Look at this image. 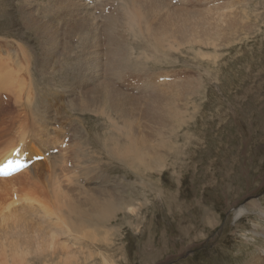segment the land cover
<instances>
[{"label":"rangeland","instance_id":"374dc122","mask_svg":"<svg viewBox=\"0 0 264 264\" xmlns=\"http://www.w3.org/2000/svg\"><path fill=\"white\" fill-rule=\"evenodd\" d=\"M0 1L4 6L1 10L12 14L8 21L14 22L13 26H9L12 27L9 34H5L6 31L0 27V57L5 56L7 51L11 52L8 57L9 67L15 70L16 67L11 65V62L18 59L22 71L26 74L29 65L36 59L34 50L38 47L33 37L29 39L28 29L21 28L23 15L19 8L24 10L26 7L20 0ZM33 1L38 8H44V4L49 5V10L52 8L47 0H32L31 3ZM222 1L228 3L229 0ZM245 3L247 7L239 5L248 13L238 31L226 35L211 34L209 44L196 43L193 52H190L183 62H177L171 69L166 68L172 74V69L179 71L178 76L172 78L170 73L171 80L154 84L162 95L153 104H175L181 119L173 130L171 129L174 122L172 127L168 121L165 122L164 128L167 126V131L149 138V141L156 143L160 152L159 159L152 167L107 156L105 147H102L103 138L115 137L123 143L126 140L120 136V131L112 129L111 120L104 121L100 113L65 112L67 117L63 116V124L60 125V119L52 120V126L58 125L54 131L57 137H51L45 125L38 123L40 126L36 127L29 107L37 105L48 110L42 102L44 93V101L47 105L52 104L50 109L53 113L56 110L68 109L71 100L65 99V94L69 92L68 94L74 97L73 89L77 87L78 82L70 85L56 81L52 84L51 81H44L42 77L43 81L39 77L35 80L16 78L5 82L6 79H1L3 76L0 71V82L3 83L0 84V165L19 146L28 153V160L35 156H44L42 160L34 161L28 168L15 175L0 177L9 180L10 186L17 192V198L19 199L20 193L30 198L27 192L37 185V191L46 183L60 186L63 181L64 185L63 174L69 172V177L66 178L74 181L79 188H86L96 181L94 185L97 188L110 189L122 201V209L105 223L106 227L98 220V228L91 226L96 231L100 229L98 232H104V228L113 229L109 233L112 237H99L95 240L76 239L73 231V234H69L71 228L63 223L61 230H55L52 223H46L47 219L43 222L37 214L26 212L22 206L23 202L20 204L18 201V213L30 222L42 223L45 232L54 234L61 242L63 240V243L65 241L64 244L71 249L74 247L76 252L74 254L70 249L69 252L61 251L60 246H52L43 238L45 242L41 243L42 247L35 243L33 251L30 250V254L25 255L26 264H264V215L260 213V210L264 211V0H250L251 7L249 0ZM255 13L259 14L258 18ZM2 19L3 13L0 11V21ZM64 30L62 44L69 45V39L74 36L77 38L79 34L70 28ZM23 32V36L19 37ZM71 42L75 43L72 40ZM213 42H216V45ZM30 47L34 56L32 60L28 55L24 56V52H30ZM175 78L177 81H174ZM139 86V83H134L126 85V88L129 89L128 92L139 95L135 92ZM60 94H63V99ZM3 95H6L8 100H4ZM141 97L145 107L146 100L142 94ZM42 114L44 112H39L37 119L42 117ZM71 114L84 117L85 124L82 121L70 123V117L73 118ZM94 131L99 140L97 146L85 140L88 134L90 136ZM107 132L110 134L107 135ZM163 140L165 144H161V147L160 142ZM154 144L147 146L154 147ZM74 150L83 153L88 160V154L93 156L90 157L92 161L97 158L99 152L102 155L101 158L98 157L100 166L97 163L99 167L91 169L88 166L85 170L83 166L80 170V162L75 161L76 164L72 158ZM23 154L21 152V155ZM54 160L58 166L53 170L52 177L46 172L32 174L27 179L23 177L27 170L41 164L51 166L50 163ZM101 171L104 176H101ZM102 177H106V180ZM54 179L60 181L59 184ZM13 199L12 196L11 200ZM40 199L51 204L44 197ZM252 202L257 206L252 207ZM129 203L130 206L133 205L131 209L125 207ZM240 206L248 210L239 217L234 216L233 210ZM47 226L53 228L49 229ZM37 246L40 255L35 256ZM55 247L57 249L54 252ZM77 247L80 248L77 250L81 251L80 253H77ZM31 253H34L33 256ZM18 255L24 253L13 255L10 251L7 257L5 256L6 259L0 258V264H21L17 261Z\"/></svg>","mask_w":264,"mask_h":264},{"label":"bare ground","instance_id":"6f19581e","mask_svg":"<svg viewBox=\"0 0 264 264\" xmlns=\"http://www.w3.org/2000/svg\"><path fill=\"white\" fill-rule=\"evenodd\" d=\"M31 1L32 0H20V2H24V7H26V9L23 10L20 7L19 11L23 15L21 28H27V33L30 34L29 39L33 37L38 44V47H35L34 50L36 59L34 62L32 61L33 63L29 65L30 68L27 70L26 74H24L18 59L11 62V65L16 67L17 70L16 68L14 70L9 67L8 57L11 52L7 51L5 56L0 57V68L2 69H0V71L3 76L1 78L2 81L6 79L5 82H8V80L16 78L20 80H35L40 77V79L43 78L44 81H51L52 84L56 83V81L59 83L66 82L70 85L73 82H78L77 87L73 89L72 94L74 97H71L68 91V93L64 92L66 93L65 99L71 100L68 109L60 110L61 112L56 110V112L53 113V110L50 109L52 108V104L47 105L44 101V93L42 102L48 110H44V108L41 109L39 106L37 107V105L29 107L34 117L35 122L33 123H35L36 127L39 124L45 125L52 137V135H55V127L57 126L58 128L57 124L52 126L54 124L52 120L56 121L60 119V125L63 124V116L67 117L65 112L79 111L83 114L100 113L104 121L107 119L111 120L112 129L118 132L120 131V136L126 140L124 141L125 143H123L115 137H102V147L103 149L105 147L107 156H112L121 161H136L138 165H144L145 167H152L153 163L159 159L160 155L157 149L158 146L156 143L154 144L152 141H149V138L164 130L167 131L168 127L166 126L167 129L164 128L165 122L168 121L171 127L174 122L173 128L171 129L173 130L174 126L178 124L181 119L175 104L166 103L160 106L153 104V102L157 101L159 96L162 95V93L159 94V89L156 88L154 84L169 80L172 75V78L178 76L179 71L177 72L172 69V74V72L167 71V69H171L177 62H183L184 58L190 52H193V47L196 43L209 44V35L211 34L223 33L226 35L227 33L238 31L242 24H244V17L246 13H248L245 8H240L242 5L244 7L248 6L247 3H245L246 0H241L242 3L239 0H229L228 3L222 0H47L50 2V6H52L50 10L47 8L49 5L44 4V8H38L39 6L36 5L34 1L31 3ZM249 5L251 7L250 0ZM2 7L4 6L0 1V11L3 13V19L0 21V24L6 25L0 27L1 30L6 31L5 34H9V32H12V27L9 26L14 25L13 20L12 22L8 21L12 14L1 10ZM226 7L228 9L224 10ZM6 9L9 10V8ZM239 11L243 14L240 15ZM258 17L259 14H257V18ZM42 18H46L49 21ZM50 21H54V23ZM74 27H76V29ZM64 28L76 30V33L79 34L77 38L76 36L73 38L70 37L75 43L72 44L69 39V45L62 44V31H65ZM23 34L24 32L19 34V37L23 36ZM76 42H78V44H76ZM213 44L216 45V42H213ZM137 47L142 50L140 51ZM24 49L25 47L23 50ZM27 51L24 52L25 55H23H28L29 59L32 60L31 58L34 56L31 51L33 50H31L30 47L29 54ZM173 53L177 54L179 57H174L175 55ZM174 81H177V79L175 78ZM134 83L140 84L138 88V91L140 90L139 95L128 92L129 89L126 88V85L130 86ZM0 84L3 83L0 82ZM50 87H52V85ZM162 91L163 90H161V92ZM141 94L144 97L143 99L146 100V102H144L146 104L145 107H143L142 104ZM39 112H44V114L37 119ZM78 115H73L72 119L68 115L71 120L70 123H72V121L74 123L82 121L85 124V118L79 117ZM105 116L107 118H105ZM113 116H115V118ZM35 125H33V127ZM75 126L77 125L75 124ZM111 126H109L110 129ZM64 130H66V128L63 129V132ZM108 132L107 135L110 134ZM95 133L94 131L91 132L90 136L89 134L88 137L85 136L87 137L85 140L97 146L99 140L97 135L95 136ZM167 134H169V132ZM163 135L162 133V136ZM105 136L106 135H104V137ZM55 137H57V135H55ZM80 139L83 141V136H81ZM162 139L163 138H161V140ZM156 141L158 143L157 138ZM148 142L156 146L148 147L152 145ZM153 142H155V140ZM64 144L65 143H63V145ZM161 144L164 145L165 141L163 140V142H160V145ZM162 145L161 147H163ZM80 152L82 153L83 151ZM101 156L102 155L98 152L97 158H94L92 161L89 154L87 156L89 160L83 153L80 154L79 151L77 152L74 150L72 154L74 162H80V165L78 164L79 167H81L80 170L84 167L86 170L88 166L91 167V169L92 167H99L100 159H98V157L101 158ZM9 158H15L13 153L9 154L7 159ZM50 164L51 166H44L45 164H41L32 169L30 167L31 170H27L23 177L27 179L32 174L38 175L45 172L49 173L52 177L54 173L53 170L58 165L55 163V160ZM70 167L72 168V166ZM67 174H63L64 177L62 179L65 182L64 185L62 179L60 186L46 183L42 185L41 189H39L40 191L36 190L38 187L37 185L32 191H26L30 198H27L23 194L20 195V193L19 199L17 198L15 188L13 189L10 186L9 180L5 178L0 179L1 259H6L10 251L13 255L24 253V255H18L17 261H20L21 264H26L27 258L25 255L30 254L29 252L34 248L35 243H38L42 247L41 243L43 244V242H45V238L52 246H60L61 251L65 250L69 252L68 249L74 251V247L71 249L69 248L70 246L68 247V245L64 244L65 241L63 243V240L61 242L54 234L51 235V233L45 232L46 230L42 223L36 224L30 222L26 220L23 215L18 213V201H20V204L23 202L22 206L26 212L32 213L33 215L37 214V217L43 219V222H45L44 219H47L46 223H52L55 230L62 229L61 223L70 227L69 234H73L71 233V231H73L76 239L92 240V238H94L95 240L99 239V237L105 238L110 236V230L112 232L113 229L102 227L104 228V232H98L100 229L96 231L94 228L92 229L91 226L98 228L96 220L100 221L101 224L105 226V223L110 221V218L122 209V201L117 198L116 194L110 189L101 190L97 188V186L94 185L96 181L92 184L88 183L89 185L86 188H79L73 183L74 181L72 182L69 178H66L69 177ZM91 174L92 176L94 175L93 173ZM100 174L101 176L103 175L102 171ZM103 180H106V177H104ZM59 182L57 183L59 184ZM78 185H80V183ZM96 189L100 190L98 191ZM12 196L14 198L13 200H11ZM40 197H44V199L51 204L43 202ZM130 205V203L126 204L125 207L131 209L133 205ZM251 205L252 207H255V205L257 206V204L253 202ZM256 208L260 210L258 207ZM247 210L246 207L240 206L239 208H235L232 213L234 216L239 217ZM260 213L264 215L263 210H260ZM53 227L48 228L50 229ZM38 247L39 246H37L34 252H37L35 256L40 255ZM56 247L53 250L54 252L58 248ZM77 250H80V248L76 249V251ZM80 252L77 251V253ZM87 252H89V250H87ZM34 253H31V255ZM73 253L76 254L75 251ZM89 259L91 260V258Z\"/></svg>","mask_w":264,"mask_h":264},{"label":"snow or ice","instance_id":"6c2138e0","mask_svg":"<svg viewBox=\"0 0 264 264\" xmlns=\"http://www.w3.org/2000/svg\"><path fill=\"white\" fill-rule=\"evenodd\" d=\"M7 167V166H6Z\"/></svg>","mask_w":264,"mask_h":264}]
</instances>
